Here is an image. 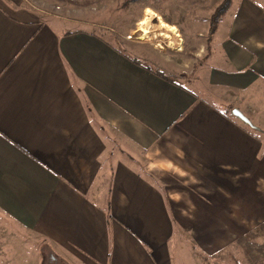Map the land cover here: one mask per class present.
Returning a JSON list of instances; mask_svg holds the SVG:
<instances>
[{"label":"crops","instance_id":"obj_1","mask_svg":"<svg viewBox=\"0 0 264 264\" xmlns=\"http://www.w3.org/2000/svg\"><path fill=\"white\" fill-rule=\"evenodd\" d=\"M223 2L166 22L210 28L205 95L64 2L0 0V264H182L184 234L264 264V140L218 108L264 88V1Z\"/></svg>","mask_w":264,"mask_h":264},{"label":"rangeland","instance_id":"obj_2","mask_svg":"<svg viewBox=\"0 0 264 264\" xmlns=\"http://www.w3.org/2000/svg\"><path fill=\"white\" fill-rule=\"evenodd\" d=\"M90 1L84 6L69 3L67 5V2H64L58 7V3H52L51 13L81 17L90 23H97L91 28L107 35L119 49L138 58L144 64L173 77L177 82L185 84L194 91L204 92L202 89L204 75L216 63L209 58L213 49L211 48L213 43L210 28L207 23L197 26L196 41L193 42L191 38L183 39L181 28L166 23L168 16L173 15L176 21L183 20L185 16L189 17L193 13L191 0ZM77 26H84V24H63L64 28ZM129 35L130 38H128ZM260 88L263 90L260 91L257 88L251 91L248 100L236 97L237 94L233 95L230 92H224L222 96L225 97V105L238 108L264 133V88ZM204 94L206 95V91ZM239 123L244 127L241 122ZM262 132L256 133V136L264 140ZM111 135L113 136L110 144L112 153H116L120 145L114 139L113 132ZM140 162L142 160L139 158ZM181 240L187 243L186 248L193 254L192 260H187L186 256V259L182 258V264H237L230 250L206 254L189 236L184 234ZM254 254L264 262V247L257 248Z\"/></svg>","mask_w":264,"mask_h":264},{"label":"trees","instance_id":"obj_3","mask_svg":"<svg viewBox=\"0 0 264 264\" xmlns=\"http://www.w3.org/2000/svg\"><path fill=\"white\" fill-rule=\"evenodd\" d=\"M56 1L57 2H67V3L72 4V5H80V6L87 5L91 2L90 0H56ZM228 3H229V0H224V2L221 5H219L217 10L214 12L213 17L216 18L218 15H220L227 8ZM158 73L162 74V72H160V71ZM218 108H219V111H221L224 115H227V116L231 117L232 119L241 122L244 125V128L247 131H249L250 133H252L253 135L256 136L257 135L256 133H259L260 131L262 132V130H260L259 127L253 128V127L245 124L244 122H242L236 116H234L231 112V110L234 107H232L230 105H220ZM263 135H264V133H263Z\"/></svg>","mask_w":264,"mask_h":264},{"label":"water","instance_id":"obj_4","mask_svg":"<svg viewBox=\"0 0 264 264\" xmlns=\"http://www.w3.org/2000/svg\"><path fill=\"white\" fill-rule=\"evenodd\" d=\"M231 112H232V114L234 115V116H236L237 118H239L241 121H243L245 124H247V125H249V126H251V127H253V128H257V126H255L252 122H251V120L245 115V114H243V112L242 111H240L238 108H233L232 110H231Z\"/></svg>","mask_w":264,"mask_h":264},{"label":"built area","instance_id":"obj_5","mask_svg":"<svg viewBox=\"0 0 264 264\" xmlns=\"http://www.w3.org/2000/svg\"><path fill=\"white\" fill-rule=\"evenodd\" d=\"M28 4H30L31 7H35L31 2H28ZM131 36L129 35L128 38H130Z\"/></svg>","mask_w":264,"mask_h":264}]
</instances>
